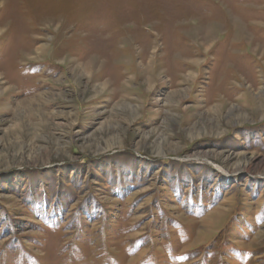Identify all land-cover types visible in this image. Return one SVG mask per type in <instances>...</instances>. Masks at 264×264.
Masks as SVG:
<instances>
[{
	"label": "rangeland",
	"instance_id": "1",
	"mask_svg": "<svg viewBox=\"0 0 264 264\" xmlns=\"http://www.w3.org/2000/svg\"><path fill=\"white\" fill-rule=\"evenodd\" d=\"M0 264H264V0H0Z\"/></svg>",
	"mask_w": 264,
	"mask_h": 264
},
{
	"label": "bare ground",
	"instance_id": "2",
	"mask_svg": "<svg viewBox=\"0 0 264 264\" xmlns=\"http://www.w3.org/2000/svg\"><path fill=\"white\" fill-rule=\"evenodd\" d=\"M225 156H226V157H229V154H226Z\"/></svg>",
	"mask_w": 264,
	"mask_h": 264
}]
</instances>
